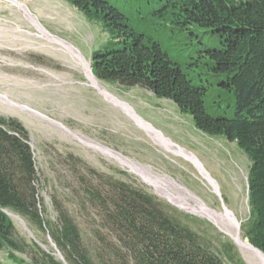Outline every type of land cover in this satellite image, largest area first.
<instances>
[{"label":"trees","instance_id":"trees-1","mask_svg":"<svg viewBox=\"0 0 264 264\" xmlns=\"http://www.w3.org/2000/svg\"><path fill=\"white\" fill-rule=\"evenodd\" d=\"M108 39L91 58L94 76L105 83L139 86L174 102L195 127L235 142L250 161V217L244 237L264 253V0H65ZM187 32V38L216 34L220 46L203 44L199 59L219 85L220 114L206 107L208 86L195 84L164 50L158 34ZM204 59L203 61H201ZM226 98L228 109L220 106ZM81 196L104 216L112 238L89 246L69 210L44 216L30 134L16 118L0 117V251L16 264H64L54 249L16 236L12 211L47 233L67 264H226L184 219H198L165 203L134 182L100 175L86 166ZM122 176H129L119 170ZM44 244L48 242L43 241ZM43 244V245H44ZM51 245V243H50ZM46 246V245H45ZM225 257L243 260L230 242ZM0 264H4L0 262Z\"/></svg>","mask_w":264,"mask_h":264},{"label":"rangeland","instance_id":"rangeland-1","mask_svg":"<svg viewBox=\"0 0 264 264\" xmlns=\"http://www.w3.org/2000/svg\"><path fill=\"white\" fill-rule=\"evenodd\" d=\"M23 4L53 35L73 45L90 63L93 54L108 39L101 26L90 22L65 0H15ZM164 50L179 63L195 83L208 86L205 100L208 111L217 115L221 111L219 85L199 59L205 46L218 48L216 34H201L187 38V32L158 34ZM41 35L26 17L24 11L9 0H0V94L9 102L28 107L48 118L62 123L74 135H82L92 143L107 147L153 172L173 180L180 188L208 207L222 212L224 205L239 222L246 223L250 217L248 198V175L250 161L235 142L223 137H212L195 127L192 117L182 112L171 100L158 98L152 92L134 86L99 82L121 102L129 104L136 114L149 122L167 139L186 152L194 155L215 180V186L200 169L182 155H177L157 142L125 111L93 87L83 69L68 51ZM202 59L201 61H203ZM220 103L223 111L228 109L227 99ZM0 99V117L16 118L30 134L38 173L39 198L44 205V216L56 219V205L69 210L81 229L85 242L94 247L102 238L112 235L106 229L104 216L81 196L86 166L100 175L122 179L145 189L160 200L177 208L168 199L145 183L115 159L106 157L92 146L70 137L62 129L46 119L27 113ZM119 170L129 176H122ZM187 194V193H186ZM193 201V200H192ZM194 203V202H193ZM179 209V208H178ZM180 210V209H179ZM183 211V210H182ZM186 212V211H184ZM188 213V212H186ZM198 219H184L205 239V242L223 259L229 261L222 243L234 245L243 264H249L231 237L222 232L208 219L188 213ZM16 236L28 245L34 240L20 221L14 220ZM28 225V223L26 222ZM37 241L51 250L47 233L28 225ZM241 233L244 231L241 226ZM99 236H102L100 238ZM7 250L0 251V262L16 264L9 259ZM26 263L31 254L16 253Z\"/></svg>","mask_w":264,"mask_h":264},{"label":"bare ground","instance_id":"bare-ground-1","mask_svg":"<svg viewBox=\"0 0 264 264\" xmlns=\"http://www.w3.org/2000/svg\"><path fill=\"white\" fill-rule=\"evenodd\" d=\"M9 1H12V3L16 4L24 11L26 17L41 32V35L43 37L54 43L61 45L62 47H64L66 51L70 53L74 61L81 66V68L85 72V75L89 83L93 87L97 88L99 92L104 96H106L109 100H112L115 103L121 105L125 109V111L137 122V124L141 126L143 129H145L154 139L157 140V142L161 143L167 149L172 150L177 155H182L191 162H193L200 169L203 175L215 186L216 190L218 191V187L215 180L204 169L200 161L194 155L190 154L189 152H186L184 149H182L181 147L177 146L172 141L167 139L160 131L154 128L149 122L139 117L136 114L135 110L129 104L121 102L114 95H112L94 76L89 61L73 45L51 34L42 25L39 19L31 11H29L27 7H25L23 4L15 0H9ZM0 99L4 104L12 107V103L8 101L6 96L0 94ZM73 138H77L78 140L82 141L84 144L92 146L93 148L104 154L106 157L115 159L116 161L120 162L124 167L128 168L129 171L138 175L145 183L152 186L160 194L165 196L171 203L179 206L180 208L188 212L197 214L211 221L222 232H224L226 235H228L233 239V241L240 248L243 256L245 257V259L249 264H264V255L258 252L257 250H255L249 244V241L242 236L241 233L242 223H240L235 218L234 214H232L231 212L225 210L222 212H218L208 207L204 202L193 197L192 194H190V192L185 191L186 189L184 190L183 188L182 189L183 192L180 190H176V187L177 188L180 187L168 177L161 176L153 172L151 169L144 167L141 164L136 163L128 158H125L121 154L107 147L99 145L98 143L97 144L92 143L91 141L86 140L81 136H77ZM9 212L14 220L20 221V218L16 213L12 211Z\"/></svg>","mask_w":264,"mask_h":264},{"label":"water","instance_id":"water-1","mask_svg":"<svg viewBox=\"0 0 264 264\" xmlns=\"http://www.w3.org/2000/svg\"><path fill=\"white\" fill-rule=\"evenodd\" d=\"M10 103H12V102H10ZM13 104V103H12ZM13 105H15V106H17L18 108H20V109H23L24 111H26L27 113H30V114H32V115H36L37 117H40V118H42V119H46V120H48L50 123H52L53 125H55V126H57L58 128H60V129H62L67 135H69L70 137H77L78 135H74L70 130H68V128L67 127H65L62 123H60V122H58V121H55V120H53V119H51V118H48L47 116H45V115H43V114H41V113H39V112H36V111H34V110H32V109H30V108H28V107H24V106H20V105H17V104H13ZM79 136H81L82 138H85V137H83L82 135H79ZM77 139V138H76ZM169 201V200H168ZM170 202V201H169ZM171 203V202H170ZM173 204V203H172ZM175 205V204H174ZM177 206V205H176ZM177 208H179L180 210H183V211H186V210H184V209H182V208H180L179 206H177ZM224 210L225 211H229L230 212V210H228L227 208H226V206L224 205ZM186 212H188V211H186ZM188 213H191V212H188ZM232 213V212H231ZM11 218H12V216H11V214L10 213H7ZM191 214H193V213H191ZM233 214V213H232ZM196 215V214H195ZM19 218H20V223H21V225L24 227V229L31 235V237L33 238V240L37 243V244H39L42 248H44V249H46V246L45 245H43L42 243H40L39 241H37V239L35 238V236H34V234L32 233V231H31V229L28 227V225L26 224V222L24 221V219H22L20 216H19ZM236 218V217H235ZM13 219V218H12ZM237 219V218H236ZM241 223V222H240ZM49 241H50V243H51V247L54 249V255L58 258V259H60L64 264H67L66 263V261L64 260V257L62 256V254L60 253V251H59V249L57 248V246L51 241V239L49 238ZM250 244V243H249ZM255 250H257L258 252H260V253H262L263 255H264V253L262 252V251H260L258 248H256V247H254L252 244H250Z\"/></svg>","mask_w":264,"mask_h":264},{"label":"crops","instance_id":"crops-1","mask_svg":"<svg viewBox=\"0 0 264 264\" xmlns=\"http://www.w3.org/2000/svg\"><path fill=\"white\" fill-rule=\"evenodd\" d=\"M180 147V146H179Z\"/></svg>","mask_w":264,"mask_h":264}]
</instances>
